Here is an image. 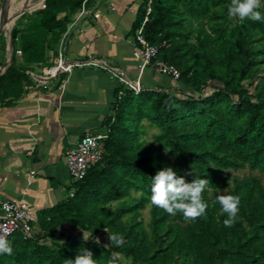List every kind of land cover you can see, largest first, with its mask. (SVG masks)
Instances as JSON below:
<instances>
[{"label": "trees", "instance_id": "1", "mask_svg": "<svg viewBox=\"0 0 264 264\" xmlns=\"http://www.w3.org/2000/svg\"><path fill=\"white\" fill-rule=\"evenodd\" d=\"M83 1L85 7L94 2L43 0L16 18L0 99L21 92L29 66L55 58L58 39ZM229 4L140 0L128 35L141 28L157 48L156 58L178 70L177 85L114 88L98 129L104 135L100 160L68 186L65 198L36 213L33 238L19 232L7 238L13 253L0 254V264H64L84 249L97 264H108L113 252L127 264H264V19L229 17ZM143 121L157 129L150 144L141 138ZM166 167L186 182L209 180L205 215L185 220L151 204L152 177ZM245 168L246 175L223 174ZM221 189L240 197L232 227L223 223L228 216L217 200ZM146 206L144 224L140 211ZM105 229L124 244L113 246Z\"/></svg>", "mask_w": 264, "mask_h": 264}, {"label": "crops", "instance_id": "2", "mask_svg": "<svg viewBox=\"0 0 264 264\" xmlns=\"http://www.w3.org/2000/svg\"><path fill=\"white\" fill-rule=\"evenodd\" d=\"M139 2L94 0L86 7L90 14L70 28L64 59L93 58L122 71L128 82L139 78L141 89L173 90L176 82L151 65L138 71L128 32ZM44 67L29 66L21 92L0 99V200L26 202L34 218L67 196L66 151L84 134H101L114 88L125 85L110 70L90 65L43 80Z\"/></svg>", "mask_w": 264, "mask_h": 264}, {"label": "built area", "instance_id": "3", "mask_svg": "<svg viewBox=\"0 0 264 264\" xmlns=\"http://www.w3.org/2000/svg\"><path fill=\"white\" fill-rule=\"evenodd\" d=\"M90 14V11L84 6V1L72 22L67 29L61 34L56 44V56L54 63L43 68V80L49 79L61 73L68 72L71 67L77 66H96L103 69H108L111 75L118 82L127 85L134 92L141 90L138 79L135 82H128L124 73L116 69L107 67L93 58H85L68 62L64 59L66 42L69 36L70 28L81 18ZM133 56L138 60V71L142 72L146 65H151L157 72L168 76L172 80H177L179 76L178 70L163 60L156 58L157 48L150 45L141 34V28H138L132 38ZM17 53H20L17 51ZM45 87V83H43ZM104 137L103 134H84L76 142L75 146L70 148L65 153V164L67 174L71 183L81 180L87 170L97 163L102 156V147L100 140ZM14 232H19L24 238H33L37 232L35 218L28 204L24 201L0 200V234L8 238Z\"/></svg>", "mask_w": 264, "mask_h": 264}, {"label": "clouds", "instance_id": "4", "mask_svg": "<svg viewBox=\"0 0 264 264\" xmlns=\"http://www.w3.org/2000/svg\"><path fill=\"white\" fill-rule=\"evenodd\" d=\"M261 7V0H230L228 16L239 17L241 20L249 18L260 21L264 19L261 11H259ZM208 185L209 180L206 178H195L192 182H186L184 177L177 176L172 167H166L157 171L152 177L150 202L169 215L175 216L177 213H182L185 220L194 221L205 215L209 207L203 198V193ZM217 200L222 212L228 216L223 221L224 226L232 227L236 223L239 212V195L223 194L219 195ZM105 231L108 232L107 229ZM84 239L87 240L88 238ZM108 239L115 247L124 244V238L118 233L108 232ZM96 242L99 243V240ZM12 253L11 242L5 235L0 234V254L12 255ZM64 264H97V260L93 259V253L90 250L84 249L74 261L67 259ZM108 264H127V261L121 254L113 252Z\"/></svg>", "mask_w": 264, "mask_h": 264}, {"label": "rangeland", "instance_id": "5", "mask_svg": "<svg viewBox=\"0 0 264 264\" xmlns=\"http://www.w3.org/2000/svg\"><path fill=\"white\" fill-rule=\"evenodd\" d=\"M11 0H7L4 2V5L7 4V2H9ZM39 0H34V2H37ZM1 3V2H0ZM38 6H34L33 9H36ZM32 9L28 8L26 9L23 13L25 12H28V11H31ZM22 13V14H23ZM22 14H18V17L21 16ZM17 17V18H18ZM17 20V19H16ZM15 20V21H16ZM14 21V23H15ZM24 21V20H23ZM7 23L6 19L5 18H2V23ZM14 23L12 24V26L14 25ZM11 26V28H12ZM11 28L8 30V33H7V25H4V24H1L0 25V37L3 38L4 40V45L3 46H0V55L2 56L1 58V62L3 63L5 61L6 58H8L11 54V46H10V40H9V34H10V30ZM262 76H264V72L260 73ZM143 124H144V134L142 135V139L145 140V142L147 144H150L152 142V135L154 133L157 132V129L153 126H150L147 122L143 121ZM226 173H230L231 175H236V176H242V175H246L247 173H249V171L245 168V169H241V170H236V171H232V170H224L223 171V174H226ZM253 174H258L257 171H254L252 172ZM219 193L220 194H223L224 193V189H221L219 190ZM133 195H137V193H133ZM141 213V216H142V220H143V223L146 224L147 221H148V206H146L144 209H142L140 211Z\"/></svg>", "mask_w": 264, "mask_h": 264}, {"label": "bare ground", "instance_id": "6", "mask_svg": "<svg viewBox=\"0 0 264 264\" xmlns=\"http://www.w3.org/2000/svg\"><path fill=\"white\" fill-rule=\"evenodd\" d=\"M42 0L34 2V0H11L7 4H3L0 7V19L5 18L7 23V33L12 24L18 17V14H22L26 9H33L34 6H38Z\"/></svg>", "mask_w": 264, "mask_h": 264}, {"label": "water", "instance_id": "7", "mask_svg": "<svg viewBox=\"0 0 264 264\" xmlns=\"http://www.w3.org/2000/svg\"><path fill=\"white\" fill-rule=\"evenodd\" d=\"M5 0H1L0 7L3 6ZM43 1V0H42ZM9 40H10V35H9ZM11 46V42H10ZM10 63V61H6L4 64L0 65V74L1 72L5 69V67Z\"/></svg>", "mask_w": 264, "mask_h": 264}]
</instances>
